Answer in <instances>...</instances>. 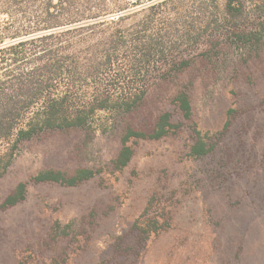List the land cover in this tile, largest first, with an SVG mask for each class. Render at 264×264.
<instances>
[{
  "label": "rangeland",
  "instance_id": "rangeland-1",
  "mask_svg": "<svg viewBox=\"0 0 264 264\" xmlns=\"http://www.w3.org/2000/svg\"><path fill=\"white\" fill-rule=\"evenodd\" d=\"M201 49L207 55L193 53L186 71L153 84L140 110L109 131L21 145L0 178V264H264V37ZM181 91L191 120L173 101ZM165 112L180 128L132 140L131 162L114 171L126 125L150 133ZM194 127L213 146L198 159ZM80 169L98 173L75 187L32 180ZM22 182L26 199L3 208Z\"/></svg>",
  "mask_w": 264,
  "mask_h": 264
},
{
  "label": "trees",
  "instance_id": "trees-1",
  "mask_svg": "<svg viewBox=\"0 0 264 264\" xmlns=\"http://www.w3.org/2000/svg\"><path fill=\"white\" fill-rule=\"evenodd\" d=\"M262 37L264 0H0V178L25 142L52 132H106L137 113L153 84L186 71L193 53L207 55L202 46ZM173 101L191 120L189 94ZM179 128L170 112L150 133L126 125L113 170L131 162L132 140H160ZM193 131L190 157L207 156L213 146ZM97 173L45 170L32 180L75 187ZM27 186L19 183L2 207L23 202ZM152 224L151 232L163 229Z\"/></svg>",
  "mask_w": 264,
  "mask_h": 264
}]
</instances>
